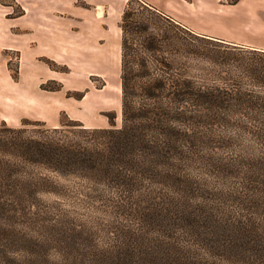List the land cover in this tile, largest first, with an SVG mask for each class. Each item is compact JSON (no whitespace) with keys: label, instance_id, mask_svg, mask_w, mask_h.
I'll return each mask as SVG.
<instances>
[{"label":"rangeland","instance_id":"1","mask_svg":"<svg viewBox=\"0 0 264 264\" xmlns=\"http://www.w3.org/2000/svg\"><path fill=\"white\" fill-rule=\"evenodd\" d=\"M140 59L150 80L166 79L171 91L191 79L203 92L257 106L194 107L174 96L167 105L169 126L202 137L198 156L179 164L195 192L188 209L214 227L186 233L180 225L165 236L141 217L165 187L145 181L136 202L123 204L117 193L98 196L78 179L34 167L64 194L0 207V264H108L136 236L161 243L158 264H264V0H0V125L105 128L115 116L121 127L123 61ZM183 112L194 115L190 124ZM251 171L260 184H248ZM243 216L256 224L253 236Z\"/></svg>","mask_w":264,"mask_h":264},{"label":"trees","instance_id":"2","mask_svg":"<svg viewBox=\"0 0 264 264\" xmlns=\"http://www.w3.org/2000/svg\"><path fill=\"white\" fill-rule=\"evenodd\" d=\"M128 16L129 11L125 13V23ZM123 46L126 52L129 47L125 37ZM151 48L152 45L147 49ZM130 50L134 51V48ZM169 84L164 78L150 80V69L145 59L124 60L121 127L115 124V116L109 117L110 126L105 128H88L74 121L64 125L70 129L55 127L41 130L11 127L3 122L0 125V207L32 204L38 194L43 192L52 191L60 196L64 194L57 185L49 187L51 182L44 175L40 176V173H33L30 169L37 167L55 172L65 179H78L93 187L96 193H100L98 196H103L105 191L117 193L119 203L123 204L136 202L134 193L145 187V181L165 187L167 191L164 197H153L149 202L153 209L141 214L145 225H158L165 236L171 234L172 229H175L173 227L180 225L186 228V233L193 227H214L208 216L188 209L191 205L187 195L195 192L188 182L181 179L183 166L179 163L191 155L198 156L197 148L203 143L202 137L194 127L189 126L184 133L179 134L175 127L169 126L167 105H172V96L194 107L203 101L228 108L240 103L234 94L230 98L229 95L224 97L214 91L203 92L191 79L183 82L181 89L176 85L173 91L168 87L173 85ZM238 99L243 107H257L246 97L240 96ZM181 115L183 121L187 120L189 124L194 118L193 114L185 116L183 112ZM28 124L43 126L39 122ZM260 124L259 130L264 129V123ZM255 132V135L260 134ZM254 174L255 171H251L245 178L248 184H260ZM172 181L176 183L175 186L170 183ZM251 190L259 191L253 185ZM246 202L244 200L242 205ZM243 218L246 221L241 224L245 227L241 228L247 231L249 227L252 235L254 231L250 226L256 224L245 216ZM130 241L126 244L129 249L124 254L116 259L107 257L105 261L108 264H158L160 257L157 253L161 254L163 249L159 241H156L155 246L153 240L145 242L138 236L130 237ZM172 261V264H179L176 258H172Z\"/></svg>","mask_w":264,"mask_h":264},{"label":"bare ground","instance_id":"3","mask_svg":"<svg viewBox=\"0 0 264 264\" xmlns=\"http://www.w3.org/2000/svg\"><path fill=\"white\" fill-rule=\"evenodd\" d=\"M113 56H114V55H113ZM119 56H120V55H119ZM113 59H114V61H115V57H113ZM114 61H113V64H112L113 66L115 65Z\"/></svg>","mask_w":264,"mask_h":264}]
</instances>
